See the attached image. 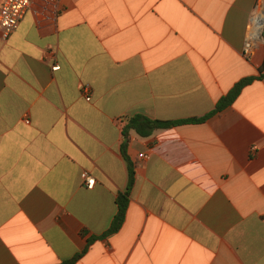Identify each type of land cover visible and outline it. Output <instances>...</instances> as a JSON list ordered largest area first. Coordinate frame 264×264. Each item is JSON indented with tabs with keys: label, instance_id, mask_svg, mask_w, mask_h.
Masks as SVG:
<instances>
[{
	"label": "crops",
	"instance_id": "0c3cea01",
	"mask_svg": "<svg viewBox=\"0 0 264 264\" xmlns=\"http://www.w3.org/2000/svg\"><path fill=\"white\" fill-rule=\"evenodd\" d=\"M262 1L32 4L0 37V264H264ZM247 78L204 123L130 132L104 236L129 120L201 119Z\"/></svg>",
	"mask_w": 264,
	"mask_h": 264
},
{
	"label": "trees",
	"instance_id": "16d2710c",
	"mask_svg": "<svg viewBox=\"0 0 264 264\" xmlns=\"http://www.w3.org/2000/svg\"><path fill=\"white\" fill-rule=\"evenodd\" d=\"M253 80L254 78H247L239 82L235 86V88L226 97L221 99V101L217 104L216 109L212 113H210L209 115L201 119H190V120H182V121H160V120L150 119L143 115H135L129 120L127 125H125V127L123 128V135H124L125 141L122 146V154L125 157L126 161L128 162V168H129L128 187H127L126 192L124 194H120L117 198V205L119 209L118 214L115 217L109 231L104 236L117 233L122 228L125 222V219H126V214H127V210H128L129 202H130V192H131V189L135 181V173H134L133 165L127 156V148H128L130 132L134 131L136 134H138L141 137H149L157 130L169 129V128H173V127L185 125V124L204 123L211 116L231 106L235 102V100L238 98L243 88L249 85ZM95 239L96 238H92L88 240L89 245ZM81 257L82 255H78L74 259L67 261L63 264H75Z\"/></svg>",
	"mask_w": 264,
	"mask_h": 264
},
{
	"label": "built area",
	"instance_id": "2783aa9c",
	"mask_svg": "<svg viewBox=\"0 0 264 264\" xmlns=\"http://www.w3.org/2000/svg\"><path fill=\"white\" fill-rule=\"evenodd\" d=\"M36 1L56 3L61 0H0V37L2 39H8L17 30L32 4ZM255 17H253L248 27L247 40L243 48V55L247 58L252 56L255 47L264 41V23L259 33L256 29L257 27H255V23H253ZM256 24L259 25L258 22ZM58 69V66L53 68V70ZM87 100L90 101L91 99L87 98ZM83 181L88 189H92L95 185V179L87 174L83 175Z\"/></svg>",
	"mask_w": 264,
	"mask_h": 264
},
{
	"label": "bare ground",
	"instance_id": "6f19581e",
	"mask_svg": "<svg viewBox=\"0 0 264 264\" xmlns=\"http://www.w3.org/2000/svg\"><path fill=\"white\" fill-rule=\"evenodd\" d=\"M261 10H258L257 12H256V17H255V19H254V21H253V23H255V27H257L256 29H257V31L260 33V28H262L263 27V23H264V17H263V14L260 12ZM259 23V25H257L256 23Z\"/></svg>",
	"mask_w": 264,
	"mask_h": 264
},
{
	"label": "rangeland",
	"instance_id": "374dc122",
	"mask_svg": "<svg viewBox=\"0 0 264 264\" xmlns=\"http://www.w3.org/2000/svg\"><path fill=\"white\" fill-rule=\"evenodd\" d=\"M264 0L261 2V6H262V4L264 5ZM260 8H262V7H260ZM259 10H261L260 12L263 14V17H264V9H259Z\"/></svg>",
	"mask_w": 264,
	"mask_h": 264
}]
</instances>
